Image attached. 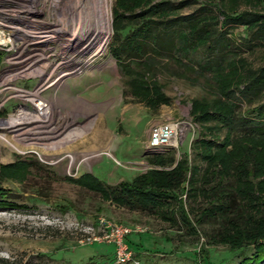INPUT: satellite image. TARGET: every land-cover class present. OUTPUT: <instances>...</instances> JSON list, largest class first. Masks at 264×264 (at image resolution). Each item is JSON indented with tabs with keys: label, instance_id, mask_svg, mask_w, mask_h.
I'll list each match as a JSON object with an SVG mask.
<instances>
[{
	"label": "rangeland",
	"instance_id": "obj_1",
	"mask_svg": "<svg viewBox=\"0 0 264 264\" xmlns=\"http://www.w3.org/2000/svg\"><path fill=\"white\" fill-rule=\"evenodd\" d=\"M32 1L37 17L33 20L40 21L42 27L33 35L34 41L39 40L27 44V51H32L26 63L33 65L31 71L38 66L46 70L37 76L7 78L19 68L6 63L9 55L5 51L18 50L26 44L19 40L24 28L18 26V21L1 18L0 26H10L18 33L0 27V134L9 144L20 148L22 144L13 139L7 121L19 111L35 114L36 107L35 103L26 101V96H16L43 87L38 96L51 112L46 128L58 124L60 117L66 124L57 126L46 136L52 140L58 138V133L60 137L64 133L80 136L60 150L46 153L41 152V145L16 151L0 139V190L8 195L0 206V264H115L113 247L106 245L105 238L101 237L107 235L104 227L109 229L115 225L129 231L126 239L121 240L129 253L126 264H200L202 250L206 252L208 264H236L237 253L220 243H211V237L222 231L221 226L215 218L198 215L208 208V203L200 193L192 196L193 188L188 192L187 170L194 165L200 171L204 168L193 156L192 144L198 135L218 140L223 136L212 121L199 122L195 118L216 108L214 101L218 99L219 86L231 87L243 81L249 72L264 68V42L245 43L246 32L233 27L225 36L232 53L223 59L220 72L214 75L198 73L195 64L200 63L202 55L195 50L186 55L189 63L179 55L176 57L185 67L167 59L138 58L135 61L138 65L130 66L126 74L117 69L108 54L111 19L115 14L133 13L137 8L124 9L121 4L124 0H103L108 13V33L103 52L94 55L99 44L95 37L88 39L85 47L65 39L66 28H61L62 23L71 25L69 18L72 17L66 14V0ZM148 1L157 0H143V3ZM168 1L188 3L179 11L180 15L195 13L207 4L215 5L223 15L264 14V0ZM7 6L2 3L0 9ZM98 7L99 0H79L74 15H80L82 25L90 21L94 26L99 17ZM208 9L215 15L213 7ZM82 47L85 50L81 56ZM3 80H6L4 84ZM140 88L142 91H137ZM155 88L166 99L165 104L152 97ZM246 109L244 104L239 105L240 113ZM169 121L183 124V134L175 149L156 151L153 156L172 150L174 162L164 167L148 166L146 159L151 155L144 148L148 130ZM237 144L257 153L252 156L259 163V175L252 176L247 186L252 194L264 200V140H239ZM180 158L186 162L185 171L178 189L173 192L174 203L171 200L170 205L158 206L149 212L127 211L74 183L88 174L109 188L117 183H129L149 170L167 172ZM258 182L261 183L257 185ZM229 183L233 188L238 187L232 181ZM243 184L240 188L244 192L247 188ZM177 206L193 233L180 226ZM165 215L172 217L171 221L165 220ZM90 256L92 259H88Z\"/></svg>",
	"mask_w": 264,
	"mask_h": 264
},
{
	"label": "trees",
	"instance_id": "obj_2",
	"mask_svg": "<svg viewBox=\"0 0 264 264\" xmlns=\"http://www.w3.org/2000/svg\"><path fill=\"white\" fill-rule=\"evenodd\" d=\"M124 1L125 3H121L124 9L138 10L126 15L120 13L112 16V40L108 45V54L122 73L128 74L130 66H137L135 61L138 58L167 59L183 65L176 57L179 55L189 63L191 61L186 55L195 50L202 55L200 63L195 64L198 73L214 75L220 72L223 59L232 53L230 41L225 37L230 34L227 30L233 27L241 28L246 32L245 43L264 42V14L247 12L223 15L217 11L215 5L207 4L195 13L180 15L179 11L188 6L185 1L172 3L168 0H157L148 1L147 4L143 3V0ZM210 7H213L215 15L210 13ZM219 89L221 92L219 91L218 99L214 101L216 108L201 117L197 116L195 121H212L218 130L223 132L222 139L198 135L192 144L193 156L200 160L204 168L200 171L195 165L189 167L186 186L189 193L193 188L192 196L200 193L208 203V208L201 210L198 215L215 218L221 226L222 231L211 237V243H220L229 251L237 253L239 260L236 264H262L264 200L252 194L247 186V181L251 180L252 176L259 175V163L252 156L257 153L237 142L264 140V68L249 72L243 81H238L231 87L222 84ZM132 90H135L133 85ZM152 91L155 101L166 103L160 91L156 88ZM136 94L139 95L138 92ZM241 104L247 108L245 113L239 111ZM208 134L210 135V131ZM197 150L199 152H196ZM146 162L148 166L158 167L169 165L170 162L173 164L172 150H168L164 155L155 154L147 158ZM184 163V158H180L174 168L167 172L149 170L129 183H117L109 188L103 187L88 174L80 176L74 183L124 207L127 211L149 212L158 206L170 205L171 200L174 203L173 192L178 189L184 177ZM230 181L238 187L233 188ZM226 182V185L222 184ZM242 183L247 191L241 190ZM198 185L203 189L197 188ZM7 196L0 190V206L3 204L1 200ZM178 206L176 210L180 217V226L193 233L188 228L186 216ZM164 218L168 221L172 219L168 215ZM90 258L92 259L91 256L88 257ZM199 258L200 264H208L205 251H200Z\"/></svg>",
	"mask_w": 264,
	"mask_h": 264
},
{
	"label": "bare ground",
	"instance_id": "obj_3",
	"mask_svg": "<svg viewBox=\"0 0 264 264\" xmlns=\"http://www.w3.org/2000/svg\"><path fill=\"white\" fill-rule=\"evenodd\" d=\"M66 1H67L66 5L68 4V9H67L66 14H69L72 17L69 18L71 20L70 21L71 25L66 26V24L62 23L61 28H63V29L66 28V31L64 32L65 39L70 41V42H73L75 44H79V46L84 45V47H85V43L88 41V39L92 40L95 37L94 39L99 40V44H98V47H97L94 55L102 53L103 52L102 51L103 50V42H104L106 35L108 33L107 30H108V25H109V23L107 22V14L108 13L106 12L107 9H105V7L103 5L104 4L103 0H99V7H98L99 8V17L97 19V22H95L96 25L94 24V26L92 25L93 23H90V21L88 22V24L82 25L81 19H79L80 15H78V14L74 15V13H76V12H74V8H75V5L79 4V0H66ZM72 4L74 5L73 7H72ZM98 36H100L99 39H98ZM32 37L33 38H29V40H34V38H36L34 36H32ZM37 40H39V39H37ZM37 40H35V41H37ZM40 41H44V40H40ZM71 47H73V45ZM84 47H82V49H81L82 51H80V53H79L81 56L84 55V52H83L85 50ZM75 51H76V49H75ZM32 66H33L32 64L31 65H25L23 68H21V70H17L15 72H13L8 77L11 78V76H17V77H24L25 78L26 76H28V77L29 76H37L40 73L44 74V72L46 70V68H41V66H38V67H35L31 71L30 69ZM37 68H39V70H37ZM26 70H28V71L26 72ZM22 71L25 72L24 75H22L20 73ZM6 80H3L4 82H2V83L4 84ZM53 84H54V81L49 83L47 85V87L52 86ZM42 88L39 87L38 89H36L32 92H29V93L25 92V94L22 93L23 95H21V96H16V97H24V98L26 96V98H27L26 101H29L30 103H35L34 106L36 107V112H35V114H32V113L30 114V112L25 113L23 111H19L17 113V115H12L11 118H13V119L7 121L6 125H7V128L10 130V132L12 133L13 139H15L17 142H21L22 145L18 146L20 148L17 149L16 145L9 144V141L4 139V136L2 134H0V139L2 141H4L7 145L11 146L13 148V150L15 149L16 151H20V150H26L28 148L35 149V147L37 145H41L42 148L40 147V149L43 150V151L41 150V152H45V153L47 151L55 152L56 150H58V149L60 150L61 148L65 147L67 144H70V142H72V141L74 142L80 136V134H77L75 136H73V135L71 136L70 133L69 134L64 133L65 135L63 134L64 136L61 135V137H60L59 133H58V135H57L58 138H55V140H52L51 138L46 136L47 132L55 131V128L57 126H61L62 124L66 125V124L63 123L64 118L60 117L59 118L60 121H58V124L56 123L53 127H50L48 129L46 128V127H49L48 119L50 118L51 112H50V107H48V104H46L45 102H43V100H41V96H38V94L42 90Z\"/></svg>",
	"mask_w": 264,
	"mask_h": 264
},
{
	"label": "built area",
	"instance_id": "obj_4",
	"mask_svg": "<svg viewBox=\"0 0 264 264\" xmlns=\"http://www.w3.org/2000/svg\"><path fill=\"white\" fill-rule=\"evenodd\" d=\"M6 4L7 7L0 9V19L3 17H7V20L12 18L14 21H18V26H21L24 28L23 34H19V40L24 41V47L20 49L17 48L12 50H6L5 53L9 55V58L6 60V63L8 65L12 64L13 66L18 67L20 70L25 65H27V57L31 55V51H27V44H30L32 42H36L34 40H29L28 38H33V35H36V29L39 27H42L40 24V21L35 22L37 17L34 14V9L32 7L33 1L32 0H0V4ZM6 12V14H2L3 12ZM40 10V8H39ZM33 21H32V20ZM3 29H13L12 27L8 26H0ZM12 30V31H13ZM18 31L14 30L13 33ZM15 33V34H16ZM28 38H26V37ZM16 61V62H15ZM22 65V66H18ZM17 71V70H16ZM11 71L9 74H12ZM8 74V76H10ZM7 76V78H8ZM182 127L183 124L179 123H172L171 121L167 123H162L158 125H153L148 130V137L146 145L144 146L147 153H149L151 156H153L154 152L156 151H165L168 148L175 149L177 141H179V138L182 136ZM104 231L107 235H102L105 244L110 245L113 247V255H114V261L115 264H126L129 262V253L127 252V248L124 247L121 244V240L128 236L129 231L119 227L118 225L112 226V227H104Z\"/></svg>",
	"mask_w": 264,
	"mask_h": 264
}]
</instances>
